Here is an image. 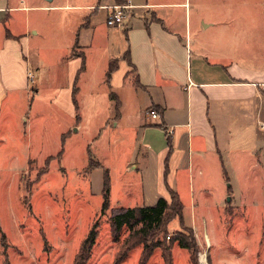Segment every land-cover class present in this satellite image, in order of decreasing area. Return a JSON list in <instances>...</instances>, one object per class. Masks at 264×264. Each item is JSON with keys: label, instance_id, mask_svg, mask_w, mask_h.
<instances>
[{"label": "rangeland", "instance_id": "1", "mask_svg": "<svg viewBox=\"0 0 264 264\" xmlns=\"http://www.w3.org/2000/svg\"><path fill=\"white\" fill-rule=\"evenodd\" d=\"M185 2L189 34L193 42L204 40L210 57L218 55L229 69L232 66L242 71H264V0ZM184 19L183 16V23ZM192 51L195 67L197 56ZM211 62L205 60L208 68ZM103 74L96 66L89 73L90 83L83 87L84 95L95 88L97 107L93 109L92 102L85 103L87 111L79 131L75 133L73 115H59L50 104L54 89H58V98H63L66 87L46 85L36 98L38 118L30 132L32 150L1 151L0 264H72L94 223L98 224V238L89 264H114L141 224L132 229L124 226L119 235H113L110 216L124 206L153 205L161 196L159 192L168 194L164 175L158 172L161 157L158 160L153 151L147 155L137 152L140 143L135 142L134 125L138 116H129L120 126L109 118L113 100L106 94V84L100 82ZM68 102L72 104V100ZM230 121L235 137L218 138L223 161L229 166L227 181L225 174L208 160L210 167L204 174L198 173L193 184L185 173L167 182L176 185L173 188L178 189L184 203L183 219L198 233L200 264H264V128L258 123L262 135L247 136L242 111L231 110ZM68 129L72 135L63 146L59 133ZM253 146L259 163L251 153ZM62 148L61 158L45 161ZM91 156L107 168L110 190L106 197L102 190L106 170L89 166ZM129 161L138 162V167L128 169ZM228 183L235 200L228 201ZM180 227V219H174L166 227L167 233H187ZM207 233L212 239L210 244ZM158 240H169L163 230L148 234L146 241L131 248L120 264H140L143 245L150 246ZM176 246L172 263L193 264L188 253H177L179 248L189 249ZM146 264H166L163 250L155 247Z\"/></svg>", "mask_w": 264, "mask_h": 264}, {"label": "crops", "instance_id": "2", "mask_svg": "<svg viewBox=\"0 0 264 264\" xmlns=\"http://www.w3.org/2000/svg\"><path fill=\"white\" fill-rule=\"evenodd\" d=\"M126 2L131 6L123 25L116 27L106 23V16L107 5L118 4L117 0H0V153L32 150L36 98L46 85L66 87L63 98L54 89L50 104L59 115H73L75 133L79 131L87 111L85 103L97 107L95 88L83 93L84 85L90 83L89 73L97 66L104 71L100 82L106 84V94L113 100L109 118L120 126L129 116H138L134 125L135 142L140 143L137 152L147 155L153 151L163 161L158 172L164 175L169 191L167 195L159 192V197L170 200L171 190L180 197L173 188L176 185L167 180L185 173L191 185L198 173L204 174L210 167L208 160L227 181L229 166L223 161L218 138L235 137L231 110L242 111L247 136L262 135L258 123L264 128V71L229 69L218 55L210 57L203 39L193 42L185 0ZM192 49L197 56L195 67ZM205 60L213 61L210 68ZM110 65L113 70L108 77ZM29 71L35 75L32 81ZM151 108L156 109L157 117L150 115ZM71 135L70 129L59 133L61 145ZM63 148L45 161L61 158ZM251 148L259 163L257 149ZM91 159L101 165L94 167L107 170L92 156L89 166ZM127 164L128 169L139 165ZM228 186V201L235 200L233 187ZM183 225L194 230L184 219L180 228ZM176 245L172 246V260ZM177 250L191 257L189 250ZM204 253L210 258V253Z\"/></svg>", "mask_w": 264, "mask_h": 264}, {"label": "trees", "instance_id": "3", "mask_svg": "<svg viewBox=\"0 0 264 264\" xmlns=\"http://www.w3.org/2000/svg\"><path fill=\"white\" fill-rule=\"evenodd\" d=\"M119 3H125L126 0H117ZM108 71V77L111 75L113 65H110ZM60 155V154H59ZM91 166H101L100 163L91 159ZM105 183L103 186V193L105 197L109 193V178L107 170L105 172ZM170 200L165 197H159L153 205H138L136 207L123 208L115 212L110 216L111 220V232L113 235H119L120 231L124 226L134 228L135 225L141 224L139 230L134 232L133 240L126 241L125 251L122 255H119L114 264L122 263L127 257L131 248L139 245L140 242L146 241L147 235L152 231H164L166 237L169 240L167 242L158 240L154 244L147 246L143 245L144 252L140 257V264H146L148 259L154 252L155 247H160L163 250V257L166 264L172 263V246L177 243L183 248H188L191 252V260L193 264H200L198 261L200 247L197 242L196 233L190 227L184 226L183 229L187 231H176L175 234H168L166 228L169 222L174 218L178 217L183 223V208L184 204L181 202L179 194L175 190H171ZM104 208H107V202H104ZM98 224L94 223L92 228L88 231L87 236L83 239L80 244L79 252L76 255L72 264H89L93 255V248L98 238ZM165 225V228H164ZM264 231V230H263ZM4 235V234H3Z\"/></svg>", "mask_w": 264, "mask_h": 264}, {"label": "built area", "instance_id": "4", "mask_svg": "<svg viewBox=\"0 0 264 264\" xmlns=\"http://www.w3.org/2000/svg\"><path fill=\"white\" fill-rule=\"evenodd\" d=\"M130 6L131 5L129 4V2L107 5L109 10H108V13L106 16V23H108L111 26H116V27L119 25H123V21H124L126 12H127L128 8H130ZM34 76H35L34 73L29 71L28 78L31 81L34 79ZM149 113L153 117L158 116V112L156 111L155 108H151L149 110ZM263 127H264V125H263ZM169 236H168V238H169Z\"/></svg>", "mask_w": 264, "mask_h": 264}]
</instances>
